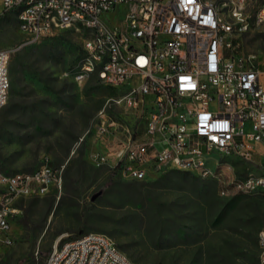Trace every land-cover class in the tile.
Wrapping results in <instances>:
<instances>
[{
  "label": "built area",
  "instance_id": "1",
  "mask_svg": "<svg viewBox=\"0 0 264 264\" xmlns=\"http://www.w3.org/2000/svg\"><path fill=\"white\" fill-rule=\"evenodd\" d=\"M1 0L0 11L18 10L25 44L59 29L81 33L76 82L96 74L125 93L118 111H98L93 136L104 147L92 154L128 180L181 170L219 185V194L264 196V60L226 55L233 39L252 27L264 33V0ZM119 13V23L104 16ZM15 49H0V109L11 90ZM260 167L237 175L228 158ZM58 179L49 156L31 171L0 169V245L13 242V219L25 197L45 194ZM60 236L41 264H140L103 232ZM264 264V231L259 233Z\"/></svg>",
  "mask_w": 264,
  "mask_h": 264
},
{
  "label": "rangeland",
  "instance_id": "2",
  "mask_svg": "<svg viewBox=\"0 0 264 264\" xmlns=\"http://www.w3.org/2000/svg\"><path fill=\"white\" fill-rule=\"evenodd\" d=\"M262 1L253 0L247 11L254 14ZM14 11H0L6 12L0 18V49H15L10 68L18 77L15 82L12 73L9 100L0 109V167L31 171L49 156L58 179L45 194L17 202L21 212L13 219V242L0 245V264H41L60 236L68 240L81 231L107 234L140 264H260L261 195H240L231 204L235 195L221 196L215 181L191 172L168 169L128 180L92 163L98 111H118L114 100L125 89L104 85L96 74L76 82L70 72L80 62L81 33L59 29L25 44ZM104 18L119 23V13ZM233 43L226 55L264 60L260 29L252 27ZM228 160L236 174L261 169Z\"/></svg>",
  "mask_w": 264,
  "mask_h": 264
},
{
  "label": "trees",
  "instance_id": "3",
  "mask_svg": "<svg viewBox=\"0 0 264 264\" xmlns=\"http://www.w3.org/2000/svg\"><path fill=\"white\" fill-rule=\"evenodd\" d=\"M6 12H7V11H6ZM6 12H5V13H6ZM14 12L18 15V10H15ZM5 13L2 14V15H0V18H1V16L5 15ZM11 71H12V72H11V75H12V73H13V75H14V79H15V82H16V80H17V78H18V77L16 76V75H17V71H16V69H15V71H14V69L11 70ZM0 169L7 171L5 167H2V168L0 167ZM7 172H8V171H7ZM183 173H185V174H190V173H186V172H183ZM194 178L197 179V180H199V178H198L197 176H194ZM240 195H244V194H236V195L230 200L231 204H232V203H235ZM245 196H249V194H246ZM250 196H251V195H250ZM262 197H264V196H262ZM157 224H159V225H161V226L163 227V224H165V223H164L163 220L158 219V220H157ZM84 234H86V233H84L83 231H81V232L78 233L77 236H75V237H68V238H66V239H74V238H78V237H80V236H82V235H84ZM116 244H117V243H116ZM117 245H118V247H119L121 250H123V251L126 249V246H124V245H122V244H117Z\"/></svg>",
  "mask_w": 264,
  "mask_h": 264
},
{
  "label": "crops",
  "instance_id": "4",
  "mask_svg": "<svg viewBox=\"0 0 264 264\" xmlns=\"http://www.w3.org/2000/svg\"><path fill=\"white\" fill-rule=\"evenodd\" d=\"M96 141V140H95ZM96 143H97V145H98V147H97V149H96V151L98 150V149H100V148H103L104 147V145L103 144H101V143H99L98 141H96ZM232 159L234 158V157H231ZM234 159H236V158H234ZM237 160H239V159H237ZM258 161H260L261 163H262V165H263V168H264V164H263V162H264V156H262L261 158L260 157H258ZM244 173H239V174H237V175H243Z\"/></svg>",
  "mask_w": 264,
  "mask_h": 264
},
{
  "label": "water",
  "instance_id": "5",
  "mask_svg": "<svg viewBox=\"0 0 264 264\" xmlns=\"http://www.w3.org/2000/svg\"><path fill=\"white\" fill-rule=\"evenodd\" d=\"M97 195H99V193L95 194V195L93 196V198H95Z\"/></svg>",
  "mask_w": 264,
  "mask_h": 264
}]
</instances>
